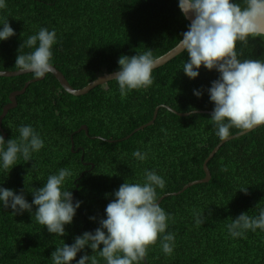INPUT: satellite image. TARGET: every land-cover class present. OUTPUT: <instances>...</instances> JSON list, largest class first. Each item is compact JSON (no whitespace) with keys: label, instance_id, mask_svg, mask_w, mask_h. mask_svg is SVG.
<instances>
[{"label":"trees","instance_id":"16d2710c","mask_svg":"<svg viewBox=\"0 0 264 264\" xmlns=\"http://www.w3.org/2000/svg\"><path fill=\"white\" fill-rule=\"evenodd\" d=\"M235 2L243 5V0ZM6 3L7 7L0 9V19L8 20L15 35L0 42V71H18L15 60L21 44L41 27L55 29L52 66L75 89L116 72L121 55L151 49L158 59L179 44L190 24L179 9V0ZM32 50L25 46L20 52ZM237 51L241 60H264V40L249 37L246 44L238 41ZM187 59L185 51L153 70L150 87L132 90L124 97L115 80L86 95L73 96L51 73L18 97L17 107L2 122L5 141L16 139L21 125H31L44 140V147L33 153L32 160L20 157L9 172L0 171V184L17 194L23 191L31 203L30 191L42 187L50 174L68 168L72 175L63 187L73 193L74 202L82 203L61 237L36 222V206L33 213L21 215L0 205V264H53L51 253L56 247L63 242L71 245L76 236L99 227L100 219L106 218L107 204L114 199L111 194L124 182L142 183L145 169L155 170L166 181L165 189H157L158 200L205 177L204 163L221 142L211 113L183 117L167 107L178 113L212 112L214 104L207 89L219 73L201 66L200 75L190 79L182 70ZM35 78L32 73L0 77V116L10 94ZM194 89L203 95L197 98ZM157 107L161 108L154 124L133 133L153 119ZM84 125L88 134L79 132ZM230 131L233 136L245 130ZM137 149L148 152V159H135L132 153ZM208 167L212 174L209 182L160 203L170 214L166 233L175 235L173 253L162 251L158 236L148 247L146 263L143 260L141 264H264V231L249 230L242 238H232L227 230L242 212L256 216L264 207V124L225 143ZM240 188H247V194ZM203 212L205 222L198 225L196 214ZM85 252L97 255L100 264H105L87 246L76 259Z\"/></svg>","mask_w":264,"mask_h":264},{"label":"clouds","instance_id":"9594fccd","mask_svg":"<svg viewBox=\"0 0 264 264\" xmlns=\"http://www.w3.org/2000/svg\"><path fill=\"white\" fill-rule=\"evenodd\" d=\"M179 9L185 18L191 15V23L182 34L178 47L188 54L183 72L196 79L203 66L219 73L218 79L207 89L209 100L214 104L211 121L215 134L221 141L227 140L231 129L252 130L264 124V60L239 59L237 42L248 43V38L264 40V0H179ZM7 7L0 0V9ZM15 35L8 20L0 19V42ZM57 43L55 29L41 27L30 35L18 49L15 65L20 71L31 72L35 77H44L52 70L53 45ZM34 49L20 52L22 47ZM157 59L151 49L133 56L121 55L118 70L112 75L122 97L132 90L146 89L153 84V70ZM200 98L203 93L193 90ZM192 115L193 113H189ZM19 136L8 139L0 135V171H10L20 157L32 160L33 153L44 147V140L31 125H21ZM149 153L137 149L132 156L140 162L148 159ZM72 175L68 168H60L47 177L39 189L30 191L31 203L24 192L19 194L0 184V205L10 208L15 214L33 213L35 220L51 234L65 235V226L73 222L81 201L63 186ZM165 179L155 170L145 169L143 182L122 183L111 195L114 197L105 208L106 218L99 221L94 231H85L69 245L65 242L51 253L53 264H100L97 255L77 254L86 246L103 258L105 264H141L147 256L148 247L157 242L162 251L171 255L175 248V235L167 232L170 214L160 206L157 189H165ZM247 194V188H240ZM95 220V217H89ZM203 213L196 214V223L205 222ZM264 231V207L258 215L242 212L227 225L232 238H242L247 231ZM101 245L103 247H101Z\"/></svg>","mask_w":264,"mask_h":264},{"label":"water","instance_id":"95a60500","mask_svg":"<svg viewBox=\"0 0 264 264\" xmlns=\"http://www.w3.org/2000/svg\"><path fill=\"white\" fill-rule=\"evenodd\" d=\"M191 15L189 16V18H187L189 20V22L191 23ZM183 52H185L183 49H181L180 47H178V45L173 48L172 50H170L168 53H166L165 55L159 57L157 59V68H160L164 65H166L167 63H169L170 61H172L173 59H175L178 55L182 54ZM154 69V70H155ZM31 72H27V71H0V77H15V76H20V75H24V74H30ZM51 74H53L57 80L59 81V83L61 84V86L63 87V89L73 95V96H83V95H86L88 94L90 91H92L93 89L97 88L98 86H102L104 84H107L108 82L110 81H113L114 79H112V75L115 73H108V74H105V75H102L100 76L98 79L92 81L91 83H89L86 87L82 88V89H75L74 87L71 86V84L69 83V81L66 79V77L63 75L62 72H60L55 66H52V70L49 72ZM48 74V73H47ZM46 74V75H47ZM46 75L44 77H40V78H35V79H32L30 81H28L24 88L22 90H19V91H15V92H12L10 94V97H9V104H7L4 108H3V112L0 116V131L2 133V136L4 137V139H6L7 135L5 134V131L4 129L2 128V122L4 120V118L7 116V114L10 112V110L12 109H15L18 105V97L23 95L26 90L28 89V87L32 84V83H35V82H38V81H41L43 80ZM162 107H165V106H162ZM161 107H157L156 110H155V113H154V116H153V119L147 123L146 125H143L141 127H139L138 129H136L133 133H136L140 130H143L145 129L146 127L148 126H151L152 124H154V122L156 121L157 117H158V113H159V110H160ZM169 110L177 113L178 115L180 116H183V117H186V116H190L189 113H178L177 111L171 109L170 107H167ZM191 113H212V112H209V111H194V112H191ZM263 125V124H262ZM260 125V126H262ZM260 126H257L255 127L254 129L260 127ZM254 129L252 130H245L243 132H240L236 135H233V136H230L227 140L225 141H221L219 143L218 146L215 147V149L210 153V155L208 156V158L206 159L205 163H204V171H205V177L200 179V180H196V181H193V182H190L189 184H187L180 192H177V193H172V194H166L164 196H162L158 202L159 204L166 198V197H169L170 195H179L181 193H183L184 191H186L188 188L194 186V185H197V184H201V183H207L211 180L212 178V174L210 172V169L208 167V164L209 162L215 157V155L218 153V151L220 150V148L225 144L227 143L228 141L232 140V139H235L237 137H240L242 135H245L251 131H253ZM80 131H85L87 134H88V128L87 126H82L80 129H79V132ZM130 137V136H128ZM127 137V138H128ZM98 138H101V137H98ZM73 140V138H72ZM72 149H74V143H72ZM145 263H146V259H144Z\"/></svg>","mask_w":264,"mask_h":264},{"label":"flooded vegetation","instance_id":"af4514ba","mask_svg":"<svg viewBox=\"0 0 264 264\" xmlns=\"http://www.w3.org/2000/svg\"><path fill=\"white\" fill-rule=\"evenodd\" d=\"M86 165V164H85Z\"/></svg>","mask_w":264,"mask_h":264}]
</instances>
